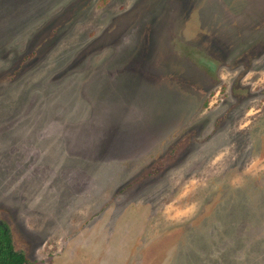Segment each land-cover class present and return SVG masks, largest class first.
I'll return each mask as SVG.
<instances>
[{"label": "rangeland", "instance_id": "obj_1", "mask_svg": "<svg viewBox=\"0 0 264 264\" xmlns=\"http://www.w3.org/2000/svg\"><path fill=\"white\" fill-rule=\"evenodd\" d=\"M0 217L31 264H264V0H0Z\"/></svg>", "mask_w": 264, "mask_h": 264}, {"label": "trees", "instance_id": "obj_2", "mask_svg": "<svg viewBox=\"0 0 264 264\" xmlns=\"http://www.w3.org/2000/svg\"><path fill=\"white\" fill-rule=\"evenodd\" d=\"M0 264H31L13 243L9 227L0 217Z\"/></svg>", "mask_w": 264, "mask_h": 264}, {"label": "water", "instance_id": "obj_3", "mask_svg": "<svg viewBox=\"0 0 264 264\" xmlns=\"http://www.w3.org/2000/svg\"><path fill=\"white\" fill-rule=\"evenodd\" d=\"M210 68H211V65L210 64H207Z\"/></svg>", "mask_w": 264, "mask_h": 264}]
</instances>
